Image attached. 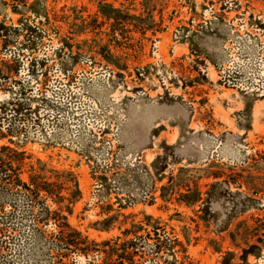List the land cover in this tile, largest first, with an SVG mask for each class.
I'll use <instances>...</instances> for the list:
<instances>
[{"label": "rangeland", "instance_id": "rangeland-1", "mask_svg": "<svg viewBox=\"0 0 264 264\" xmlns=\"http://www.w3.org/2000/svg\"><path fill=\"white\" fill-rule=\"evenodd\" d=\"M0 28V147L25 154L24 182L65 172L73 229L132 242L134 264H264V190L245 185L264 179V0H0ZM11 195L0 264H53L43 199ZM94 248L67 261L101 264Z\"/></svg>", "mask_w": 264, "mask_h": 264}, {"label": "trees", "instance_id": "trees-1", "mask_svg": "<svg viewBox=\"0 0 264 264\" xmlns=\"http://www.w3.org/2000/svg\"><path fill=\"white\" fill-rule=\"evenodd\" d=\"M111 9V12L103 14L113 20L114 24L118 26H122V18L119 17L118 13L120 10L116 9L113 5H108ZM145 32V29H144ZM2 33L0 28V36H5ZM8 38H5L4 46L7 45ZM202 52L193 51V53ZM13 73H18L16 66H9L8 67ZM4 68L0 67V82L5 81L9 75L6 74ZM10 78V77H9ZM14 128L9 129L11 134ZM16 129V127H15ZM27 157L23 152H19L17 149H12L10 146H2L0 147V201L4 200L8 195H11L14 190L18 192V194L24 195L27 197L31 202L35 201L38 202L40 198H42L43 206L41 208V219L39 221L42 222H51L54 221L56 229L53 233H51V239L57 242V256L56 260L53 264H70L67 259L70 253H82V254H89L93 250L91 247H95L97 252L103 253L104 259L101 264H115V258L120 261L119 263L124 264L128 262V264H134V255L133 253L130 254L127 250L130 246L134 245L132 242H125L122 247V251L119 252L116 246L112 245L110 241L104 242L102 246V250H98V244L96 242H89L87 237H84L83 234L73 229L72 226L68 222L67 214H71L72 209L68 206H64L65 202L68 201L63 193V184L60 182L61 176L64 177L65 172L61 175L58 174L56 181L49 183L45 178L44 174L41 172H36V169L33 166H30L29 171V183L24 182L22 180V173L24 168L28 166L25 161ZM154 171L157 175H160L163 172V169L153 163ZM214 178L218 179L222 176L216 174L213 176ZM241 177L244 178L243 175ZM248 180L245 181V185L249 190H252L254 193H258L264 190V179L261 177H252L247 176ZM228 182V181H226ZM81 193L77 190V198H79ZM12 196V195H11ZM165 196H162L164 199ZM51 201L54 205H56L57 211L51 212L49 206L46 204V201ZM202 200L201 193L199 190H190L188 188L185 194L180 195V203L185 204L187 206L191 204H197ZM69 201L72 203V199L69 198ZM1 205V204H0ZM66 212V214H64ZM4 223L0 222V226H3ZM257 231L260 233L264 231V224L260 226L257 225ZM39 236L42 239H45V235L42 232H38ZM129 246V247H128ZM62 249H66L67 253L61 254ZM54 251V250H52ZM243 258L247 260L248 256H260L261 255V247L258 245H250L248 249L243 250ZM174 258H176L174 252L172 253Z\"/></svg>", "mask_w": 264, "mask_h": 264}]
</instances>
